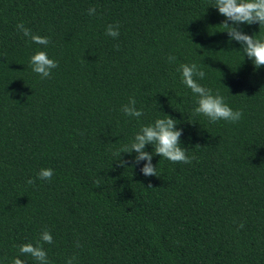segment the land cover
<instances>
[{
	"label": "trees",
	"instance_id": "16d2710c",
	"mask_svg": "<svg viewBox=\"0 0 264 264\" xmlns=\"http://www.w3.org/2000/svg\"><path fill=\"white\" fill-rule=\"evenodd\" d=\"M214 6L0 0V264H37L19 246L45 229L51 264H264V67L217 27L225 17ZM116 24L114 39L105 32ZM240 28L264 39L259 24ZM39 50L58 62L51 78L29 67ZM191 63L205 72L198 83L243 111L238 123L192 115L196 98L177 71ZM131 97L139 119L121 111ZM164 114L192 163L154 155L158 177H146L132 153L120 167L113 151ZM47 168L52 180L38 179Z\"/></svg>",
	"mask_w": 264,
	"mask_h": 264
},
{
	"label": "clouds",
	"instance_id": "9594fccd",
	"mask_svg": "<svg viewBox=\"0 0 264 264\" xmlns=\"http://www.w3.org/2000/svg\"><path fill=\"white\" fill-rule=\"evenodd\" d=\"M214 8L218 9L220 15L225 17L224 22L217 26L225 29L231 41H235L241 45L242 52L247 59L251 60L256 69L264 67V39L257 38L256 35L250 36L240 28V25L259 24L260 31L264 29V0H215ZM96 14V8L90 7L88 15ZM231 22V23H229ZM119 25H108L105 34L112 38L119 37ZM19 33L24 37L29 38L30 41L36 45L47 48L50 44V38L33 34V32L26 28L23 22L16 25ZM176 58L169 56L168 61L174 62ZM29 67L32 72L38 74L41 79L51 78L52 71L58 67V62L55 59L49 58L46 51L39 50L30 57ZM178 72L181 73V82L191 90L196 98V107L193 109V116L203 115L210 123L218 121H226L229 123H238L243 117L242 110H233L226 102L225 98L217 93H213L212 89L207 88L198 83L197 78L203 80L205 72L195 64H180ZM136 99L131 97L127 104H125L121 111L128 117L139 119L143 116V111L136 108ZM177 120L169 115L163 118H157L154 123L142 126L140 130L134 135L132 142L122 145L113 151L112 155L116 157V163L120 167H127L129 162L123 158L124 154L135 153L134 165H139L140 162L147 163L141 169L146 177L156 176L157 166H154L153 156H160L172 163L191 164L195 157H189L187 149L181 147V136L183 129L177 128ZM152 145L154 152L146 151V146ZM197 147H200L197 145ZM54 176V170L51 168L41 169L38 173V179L51 181ZM27 183L32 185L35 183L34 179H28ZM94 183L99 186L100 179H96ZM152 186L149 184L148 188ZM244 227L243 224L240 225ZM54 239L51 232L47 229L40 234L38 241L33 243H26L19 246V254L31 256L37 264H51L48 253L44 248L45 244H53ZM79 246V245H78ZM75 257L66 261V264H73ZM11 264H25L19 256L12 259Z\"/></svg>",
	"mask_w": 264,
	"mask_h": 264
}]
</instances>
